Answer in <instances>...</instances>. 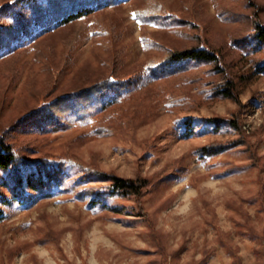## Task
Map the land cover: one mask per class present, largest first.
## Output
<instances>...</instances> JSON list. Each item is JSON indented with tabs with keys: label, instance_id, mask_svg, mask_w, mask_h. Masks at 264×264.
I'll return each instance as SVG.
<instances>
[{
	"label": "rangeland",
	"instance_id": "obj_1",
	"mask_svg": "<svg viewBox=\"0 0 264 264\" xmlns=\"http://www.w3.org/2000/svg\"><path fill=\"white\" fill-rule=\"evenodd\" d=\"M138 8L161 10L170 22H143ZM257 24L264 0H117L39 36L36 47L5 60L0 50V133L31 163L20 173H37L47 160L68 170L66 183L38 190L19 187L14 169L0 170V264H264V73L253 64L264 51L237 67L252 73L240 84V106L213 95L219 81L207 78V66L147 83L68 127H54L51 116L15 130L44 99L112 72L134 75L169 48L205 43L239 59L231 40ZM203 147L221 151L202 155ZM67 157L157 183L143 209L118 195L93 205L90 188L105 183L79 182L83 170ZM162 169L167 177L155 176Z\"/></svg>",
	"mask_w": 264,
	"mask_h": 264
},
{
	"label": "trees",
	"instance_id": "obj_2",
	"mask_svg": "<svg viewBox=\"0 0 264 264\" xmlns=\"http://www.w3.org/2000/svg\"><path fill=\"white\" fill-rule=\"evenodd\" d=\"M116 1L7 0L0 3V18L3 20L0 19V50L7 51L2 60L26 49L24 47L27 43V45L38 46L39 36L80 23L94 13L111 8ZM160 11L138 8L137 17L143 22L169 23L171 18ZM154 42L157 44L155 40ZM230 43L234 49L240 50L242 53L239 59L229 58V53L223 47L213 48L204 43L181 49L169 48L165 57L150 62L145 69H141L134 75L121 76L112 72L102 78L99 76V79H89L79 87L61 92L57 97L44 99L45 101L43 100L38 108L26 112L18 119L15 123V130L20 126H26L29 120L36 121L38 118L47 119L51 116L55 118L54 127L65 128L73 125L76 121L89 119L97 114L110 111L113 107L122 104L134 90L147 83L150 84L152 81L170 78L174 75H185L193 70H202V67L207 66L209 67L206 68L207 78L211 77V81H214L212 78L216 77L219 81L211 88L213 95L228 97L235 100L240 106L242 105L239 97L240 84L249 81L252 73L249 76L246 73L240 74L237 67L245 62L248 54L257 55L264 51V24H257L254 32L247 33L246 36L235 37ZM17 45L25 46L16 49ZM146 47H149L147 42ZM253 64L254 69L264 73V58H256ZM219 121L217 120V123H220ZM229 123L238 130H242L239 120L232 119ZM188 133L187 128L182 132L184 135H188ZM220 151L217 148H200V153L208 156L217 155ZM67 159V163L83 170L84 174L81 176V180H78L79 182L85 180L92 182L93 179H97L105 183L90 188L93 194L91 200L93 205L100 204L104 198L118 195L136 201L139 208L143 209L145 194L154 189L157 183L148 176L123 177L112 171L99 170L72 157H67ZM25 164H28L27 160L7 139L5 132L0 133V170L14 169L15 182L19 187L38 190L50 186L52 182L62 185L68 180V176L65 174L68 170L63 167L62 163L54 164L52 160L43 161L40 165L37 164V173L23 175L19 169ZM49 165H55V167H49ZM164 171V169L160 170L155 176L163 174ZM163 175V178H166L168 174ZM84 186L79 184V187ZM84 191L85 189L81 192ZM4 219V210L0 208V223Z\"/></svg>",
	"mask_w": 264,
	"mask_h": 264
}]
</instances>
